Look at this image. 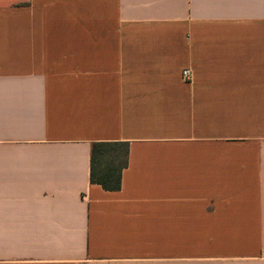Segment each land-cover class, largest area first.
Returning <instances> with one entry per match:
<instances>
[{
    "label": "crops",
    "instance_id": "1",
    "mask_svg": "<svg viewBox=\"0 0 264 264\" xmlns=\"http://www.w3.org/2000/svg\"><path fill=\"white\" fill-rule=\"evenodd\" d=\"M0 264H264V0H0Z\"/></svg>",
    "mask_w": 264,
    "mask_h": 264
},
{
    "label": "trees",
    "instance_id": "2",
    "mask_svg": "<svg viewBox=\"0 0 264 264\" xmlns=\"http://www.w3.org/2000/svg\"><path fill=\"white\" fill-rule=\"evenodd\" d=\"M128 152V142H94L91 148V183L107 191L119 190L122 172L128 164Z\"/></svg>",
    "mask_w": 264,
    "mask_h": 264
},
{
    "label": "built area",
    "instance_id": "3",
    "mask_svg": "<svg viewBox=\"0 0 264 264\" xmlns=\"http://www.w3.org/2000/svg\"><path fill=\"white\" fill-rule=\"evenodd\" d=\"M191 76V72L188 69L183 70V77L185 80H189Z\"/></svg>",
    "mask_w": 264,
    "mask_h": 264
}]
</instances>
